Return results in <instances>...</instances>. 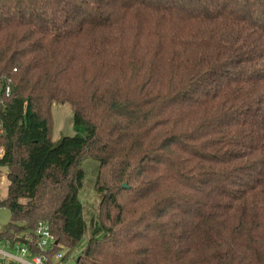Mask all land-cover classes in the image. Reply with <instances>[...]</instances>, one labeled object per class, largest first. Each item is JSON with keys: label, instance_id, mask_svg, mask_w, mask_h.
Listing matches in <instances>:
<instances>
[{"label": "trees", "instance_id": "trees-1", "mask_svg": "<svg viewBox=\"0 0 264 264\" xmlns=\"http://www.w3.org/2000/svg\"><path fill=\"white\" fill-rule=\"evenodd\" d=\"M0 120L3 243L47 221L49 264H264V0H0Z\"/></svg>", "mask_w": 264, "mask_h": 264}, {"label": "rangeland", "instance_id": "rangeland-1", "mask_svg": "<svg viewBox=\"0 0 264 264\" xmlns=\"http://www.w3.org/2000/svg\"><path fill=\"white\" fill-rule=\"evenodd\" d=\"M46 115L49 121L51 138L53 141L57 142L62 137L74 135L73 109L70 104L55 103L51 106ZM98 166L99 164L91 158H88L82 162V167L86 172V178L84 181V187L80 193V200L83 203L84 218L88 226V232L86 237H84L75 250V256H78L84 249L87 243V238L90 235V231L93 229V227L97 224H100L101 222V199L103 195L98 193L95 186L98 176ZM7 172L8 171L5 167H0V199L2 200L7 197L8 193ZM125 184L128 186L127 183ZM121 195L122 196L120 199L122 200L127 194L121 193ZM10 221V211L4 207L0 208V231H3ZM24 234H26L28 237V235L31 233L27 231ZM0 250H2L1 246ZM4 250L7 249L4 248Z\"/></svg>", "mask_w": 264, "mask_h": 264}, {"label": "built area", "instance_id": "built-area-1", "mask_svg": "<svg viewBox=\"0 0 264 264\" xmlns=\"http://www.w3.org/2000/svg\"><path fill=\"white\" fill-rule=\"evenodd\" d=\"M8 86L5 90L7 97L11 94V88L9 84L11 80L7 81ZM3 133V124L0 120V135ZM3 149L0 150V153ZM7 185L9 181L7 179ZM35 239L28 243L18 242L14 246H9L8 243L0 241V264H49L47 253L51 251L56 245L57 241L51 232L50 224L47 221H40L36 227L33 235ZM28 239H32L28 235ZM41 251L39 254H34L32 251V245H34ZM7 249V250H4ZM55 264H72V260L65 259L63 252L57 254L55 258Z\"/></svg>", "mask_w": 264, "mask_h": 264}, {"label": "water", "instance_id": "water-1", "mask_svg": "<svg viewBox=\"0 0 264 264\" xmlns=\"http://www.w3.org/2000/svg\"><path fill=\"white\" fill-rule=\"evenodd\" d=\"M124 188H128V186L126 184L123 185ZM58 244V242L56 243V245Z\"/></svg>", "mask_w": 264, "mask_h": 264}]
</instances>
